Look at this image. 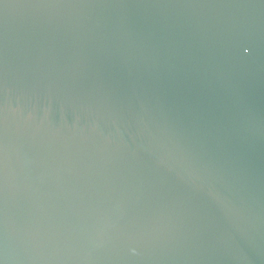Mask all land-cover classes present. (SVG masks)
Here are the masks:
<instances>
[{
    "label": "water",
    "instance_id": "1",
    "mask_svg": "<svg viewBox=\"0 0 264 264\" xmlns=\"http://www.w3.org/2000/svg\"><path fill=\"white\" fill-rule=\"evenodd\" d=\"M0 264H264V0H0Z\"/></svg>",
    "mask_w": 264,
    "mask_h": 264
}]
</instances>
